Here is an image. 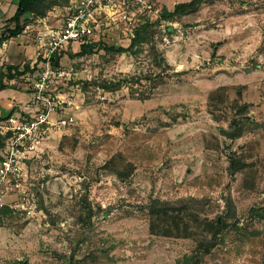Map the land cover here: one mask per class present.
Returning <instances> with one entry per match:
<instances>
[{
	"label": "rangeland",
	"instance_id": "1",
	"mask_svg": "<svg viewBox=\"0 0 264 264\" xmlns=\"http://www.w3.org/2000/svg\"><path fill=\"white\" fill-rule=\"evenodd\" d=\"M159 2L141 43L52 60L76 121L26 160L0 264H264V0Z\"/></svg>",
	"mask_w": 264,
	"mask_h": 264
},
{
	"label": "built area",
	"instance_id": "2",
	"mask_svg": "<svg viewBox=\"0 0 264 264\" xmlns=\"http://www.w3.org/2000/svg\"><path fill=\"white\" fill-rule=\"evenodd\" d=\"M163 14L159 0H69L61 23L38 36L37 55L43 72L32 83L33 97L23 111L0 120L4 142L0 151V210L5 206L25 207V199L16 203H8L6 199L20 189L26 160L76 121L64 112L59 97L49 90L60 73L52 60L76 44L116 40L131 43L144 25L158 22L164 25ZM58 110L61 114L55 118Z\"/></svg>",
	"mask_w": 264,
	"mask_h": 264
},
{
	"label": "crops",
	"instance_id": "3",
	"mask_svg": "<svg viewBox=\"0 0 264 264\" xmlns=\"http://www.w3.org/2000/svg\"><path fill=\"white\" fill-rule=\"evenodd\" d=\"M18 2L19 0H0V33L16 14ZM27 19L32 22L27 24L21 35L5 40L0 45V84L2 81L6 86L0 91V120L13 112L25 109V105L32 98L22 87L25 81L40 72L39 69L41 70L37 55L38 40L37 37H33V31L46 28L50 18L48 16L36 18L34 15H29ZM29 31H32L31 35Z\"/></svg>",
	"mask_w": 264,
	"mask_h": 264
},
{
	"label": "trees",
	"instance_id": "4",
	"mask_svg": "<svg viewBox=\"0 0 264 264\" xmlns=\"http://www.w3.org/2000/svg\"><path fill=\"white\" fill-rule=\"evenodd\" d=\"M58 5V0H19L18 2V9L14 17L7 23V25L3 28V31L0 33V45L3 41L17 37L21 35L26 26H27V16L34 15L37 17H44L46 11L52 7ZM184 8L183 5L177 6L175 11L181 12ZM172 16L171 13L165 12L163 14V18H167ZM150 24L144 25L137 33L136 38L133 40L132 47L138 43H141L145 37L144 32L147 31ZM29 68L26 69L28 71ZM25 71V72H26ZM23 72V73H25ZM5 85L2 83L0 84V91L5 89ZM240 131L236 132L234 136H238ZM4 146L3 138L0 136V149ZM190 264H197L195 262H190Z\"/></svg>",
	"mask_w": 264,
	"mask_h": 264
}]
</instances>
